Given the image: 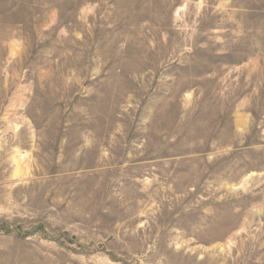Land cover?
I'll list each match as a JSON object with an SVG mask.
<instances>
[{"label":"rangeland","instance_id":"374dc122","mask_svg":"<svg viewBox=\"0 0 264 264\" xmlns=\"http://www.w3.org/2000/svg\"><path fill=\"white\" fill-rule=\"evenodd\" d=\"M0 264H264V0H0Z\"/></svg>","mask_w":264,"mask_h":264}]
</instances>
